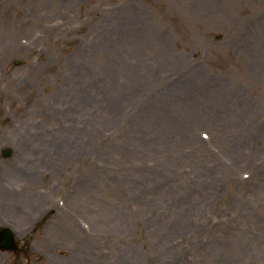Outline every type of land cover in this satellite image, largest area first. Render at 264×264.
<instances>
[{"label": "rangeland", "instance_id": "374dc122", "mask_svg": "<svg viewBox=\"0 0 264 264\" xmlns=\"http://www.w3.org/2000/svg\"><path fill=\"white\" fill-rule=\"evenodd\" d=\"M2 227L0 264H264V0H0Z\"/></svg>", "mask_w": 264, "mask_h": 264}, {"label": "bare ground", "instance_id": "6f19581e", "mask_svg": "<svg viewBox=\"0 0 264 264\" xmlns=\"http://www.w3.org/2000/svg\"><path fill=\"white\" fill-rule=\"evenodd\" d=\"M127 94H130V93H127ZM155 117H158L157 115H154ZM159 118V120H157V121H155V120H151L150 119V123H152V124H154V127L156 126V127H158L159 128V132H160V135L161 134H163V136H167L168 134H171V133H175V130H174V127H173V120L172 119H170V118H165V119H162V120H160V118L161 117H158ZM160 121V123H161V125H162V128H160L158 125H157V122H159ZM161 130H162V133H161ZM178 135H180V132H178ZM158 136V135H157ZM174 136H176V133H175V135ZM166 138V137H165ZM165 138H160L159 140H163V139H165ZM158 140V141H159ZM157 141V139L155 138V140H151V143L153 144V145H151V147H154V150H153V152H158V147H159V145L163 142H158ZM181 141H183V138H179L178 137V142L180 143ZM140 144H144V142H141ZM142 145H140V146H142ZM158 149V150H157ZM202 154H204V153H202ZM202 154H199L198 156L201 158V156L200 155H202ZM193 157H195V155H193ZM236 161H237V163H239L240 162V164L242 163L240 160H239V158H236ZM160 188L159 187H153V188H151V192H152V194H153V196L154 197H156V196H158V194H159V192L157 191V190H159Z\"/></svg>", "mask_w": 264, "mask_h": 264}, {"label": "water", "instance_id": "95a60500", "mask_svg": "<svg viewBox=\"0 0 264 264\" xmlns=\"http://www.w3.org/2000/svg\"><path fill=\"white\" fill-rule=\"evenodd\" d=\"M14 64H18L17 61ZM11 151L9 148H6L2 151V157H9ZM18 242L14 238V234L7 228L0 229V250L2 251H14V253H18Z\"/></svg>", "mask_w": 264, "mask_h": 264}]
</instances>
